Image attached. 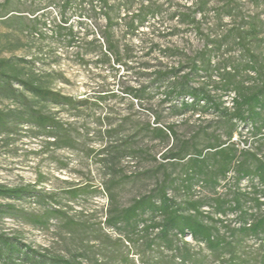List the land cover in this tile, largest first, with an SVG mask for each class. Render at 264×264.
Instances as JSON below:
<instances>
[{
  "label": "rangeland",
  "instance_id": "rangeland-1",
  "mask_svg": "<svg viewBox=\"0 0 264 264\" xmlns=\"http://www.w3.org/2000/svg\"><path fill=\"white\" fill-rule=\"evenodd\" d=\"M65 1L11 0L10 5L4 7L5 0H0V62L8 61L2 65V70L9 74L16 73L22 79L34 76L38 84L77 100L87 99L94 103L102 95L108 98L97 106L83 108L81 114H77L64 105L40 101L18 84L14 85L18 93L15 98L0 88V111L18 113L26 110L27 106L39 109L71 125L77 141L75 148L61 149L52 144L53 138L30 126L20 127L11 136H0V185L36 186L38 191L48 196L45 204L34 198L7 200L0 197V205H12L25 213L21 218L0 217V231L19 237L23 243L42 253L76 258L84 264H182L181 258L177 256L174 260L175 252L163 245L148 248L147 241L155 238L157 231L151 232L149 236H131L130 240L126 232L106 226L110 201L103 190L111 178L118 180L117 201L123 207L147 194L156 180L140 178L139 175L154 171L166 162L163 161V155L174 147L175 140L171 138L169 142H162L149 136L136 138L135 148L141 149L147 156L132 154L131 150L121 147L115 153L107 151L106 147L123 145L126 140L134 142V139H129L138 127L147 123L154 125L152 113L124 94L126 89L149 84L153 79V70L159 65L168 69L177 68L181 64L186 65L189 57L210 51L212 42L235 26L239 18L224 17L220 21L218 12L222 2L209 0V12L196 16L199 22L197 30L195 26L182 24L177 15L187 13L190 8L195 9L199 0H132L135 13L151 5L159 11L155 17L150 16L145 20L137 36L127 37L125 42L134 52L128 67H114L113 64L100 62L102 58L98 52L86 55L83 48V54H78L76 46L67 47L63 39L53 36L52 31L62 23L63 17L68 20V25H73L81 38L88 33V39H92L90 31L93 22L87 18L86 4L81 0H73L62 11ZM236 2L243 16L261 15L264 11L263 8H256L251 0ZM101 23L104 25V21L101 20ZM35 26L38 30L33 34L31 28ZM260 39H264V35ZM164 49L176 50L180 55L163 56L160 51ZM236 60L240 61L238 47L231 41L224 42L212 56V68L208 73L199 71L194 82L199 88L209 91L216 100L223 102V106L230 111L233 110L235 95L221 87L214 66L220 63L222 67ZM112 94L115 96L112 97ZM160 110L164 122L174 126L181 139L192 137L198 128L199 131L223 133L219 128L221 120L212 110L202 109L199 113L186 112L180 116L171 115L168 105L161 106ZM105 115L110 117L114 125L128 119L125 130L114 137H107L104 133L106 126L95 123ZM231 142L239 150L258 151L264 156V144H261L260 136L254 134L250 124L239 122ZM168 169L177 177L181 168L168 166ZM233 176L234 173H231L229 180L222 182L218 188V194L223 199H230L237 190L249 193V197L255 196V185L259 186L256 180H244L235 186ZM79 187L95 190L70 199L67 191ZM170 195L178 201H184L189 196L195 200L212 197L209 189L200 184H195L190 194L182 189L171 190ZM49 207L63 211L66 216L52 220L44 228L28 223L30 215H41ZM213 207H204L203 211L222 221L218 224L220 232L231 240V230L240 227L236 214L228 212L226 216L216 215ZM246 209L249 213L255 212L251 201ZM263 214L264 207L260 215ZM67 218L73 220L76 227H68L65 224ZM142 227L143 224L140 225ZM185 241L189 243L188 248L194 254V260H200L203 264H220L229 257L228 254L221 256L210 253L203 244L196 243L191 237H186ZM232 241L240 260L246 264H264V238L237 233Z\"/></svg>",
  "mask_w": 264,
  "mask_h": 264
},
{
  "label": "trees",
  "instance_id": "trees-1",
  "mask_svg": "<svg viewBox=\"0 0 264 264\" xmlns=\"http://www.w3.org/2000/svg\"><path fill=\"white\" fill-rule=\"evenodd\" d=\"M222 2L219 8L218 18L238 17L239 22L223 32L222 36L212 42L210 51H205L199 56L197 53L189 57L186 65L166 68L157 66L153 70V79L147 85H139L137 88H128L124 94L132 97L144 110L151 112L154 125L147 123L138 127L134 136L126 140L123 145L108 146L107 151L117 152L121 147L131 150L132 154H143L137 146L136 138L149 136L153 140L169 142L175 140L172 149L163 155L164 163L153 170L139 175L140 178H154L155 185L145 195L133 199V202L123 207L117 201V186L119 181L111 178L104 185V193L107 195L110 206L106 213L105 225L118 232H126L129 239L141 237L140 234L149 236L157 231L155 238L147 241V246H154L174 251L181 258L182 264H203L202 261L194 260V254L188 248L186 237H191L196 243L203 244L214 255L228 254L226 261L220 264H246L235 253V244L232 239L240 233L246 236L264 238V214L260 215L264 207V156L260 152L251 150H239L232 143L233 136L237 131L238 123L250 124L256 136H260L261 144H264V17L263 13L241 15L236 0H218ZM256 8L264 9V0H251ZM86 4L87 18L92 25V39H88V33L80 37L68 20L61 19L60 24L52 31L54 37L63 39L67 47L76 46L77 53H99L101 61L113 66L128 67V62L133 60V49L125 41L127 37L137 36L139 27L150 16H156L158 9L152 5L143 7L138 13L134 12L132 0H81ZM11 0H5L4 7H8ZM73 0H66L62 6L65 11ZM124 11V16L122 12ZM209 12V0H199L195 9H188L187 13H179V21L182 24L195 26L198 30L199 22L196 16ZM1 17V16H0ZM104 21V25L101 23ZM125 22V23H123ZM36 26L31 28L33 34L37 33ZM119 32L121 36H119ZM231 41L238 47L240 61L231 64H215L218 71L219 83L227 91L234 93L233 110L223 106V102L209 92L195 85L199 71L212 68V56L220 50L224 42ZM163 56L175 57L180 53L176 50L164 49L160 51ZM8 61L0 62V88L12 97L18 93L14 85H20L24 90L31 93L40 101L51 102L56 105H64L71 111L81 114L83 108H92L107 100L106 95L100 96L94 103L89 100H77L72 96L62 94L50 88L40 85L32 76L22 79L18 74H9L2 70V65ZM148 66V65H147ZM188 69L187 72L185 70ZM185 72V73H183ZM115 94H112L114 97ZM204 105H201V104ZM168 105L173 116H180L186 112L199 113L206 109L217 114L219 128L223 133H209L198 131L188 139L178 137L175 127L164 122L161 106ZM127 120L124 119L118 125L112 123L109 116L100 117L99 126H106L104 133L107 137H114L125 130ZM30 126L53 138V145L58 148H75L77 141L72 133L71 125L61 122L56 116L43 113L39 109L27 106L23 112L0 111V136L16 134L20 127ZM108 128V129H107ZM231 142V143H230ZM168 166H180V173L174 177L169 172ZM234 173L235 186L244 180H256L255 196L249 197V193L240 190L234 191L230 199H223L218 194V188L222 182L229 180L230 174ZM195 184L208 188L212 197L209 199H194L189 196L184 201H178L170 195L171 190L193 191ZM36 186L7 187L0 185V197L7 200H26L34 198L45 204L44 195L36 189ZM95 189L79 187L67 191L70 199H76L82 195L92 193ZM51 198V197H50ZM251 201L255 212L246 209ZM214 206L215 214L226 216L228 212L236 214L240 227L232 229L231 240L221 234L218 227L222 223L219 219L208 216L204 207ZM21 218L25 213L17 210L12 205H0V217ZM28 223L35 227H47L54 219H63L66 214L51 207L46 208L41 215H30ZM65 224L72 228L76 227L73 220L67 218ZM143 227L140 228V225ZM144 235H142L143 237ZM129 262V260H128ZM0 264H84L76 258H65L42 253L32 246L27 245L14 235H8L0 231ZM153 264V263H152ZM176 264V263H172Z\"/></svg>",
  "mask_w": 264,
  "mask_h": 264
}]
</instances>
